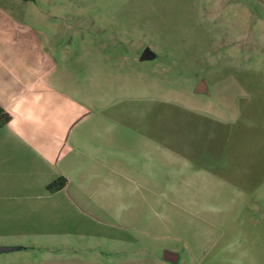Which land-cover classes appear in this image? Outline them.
Returning <instances> with one entry per match:
<instances>
[{
	"label": "rangeland",
	"instance_id": "374dc122",
	"mask_svg": "<svg viewBox=\"0 0 264 264\" xmlns=\"http://www.w3.org/2000/svg\"><path fill=\"white\" fill-rule=\"evenodd\" d=\"M0 10L41 32L74 78L100 80L84 88L101 100L81 128L101 142V163L77 178L98 190L99 179L122 177V195L133 193L116 199L101 186V217L59 213L71 228L60 227L100 241L106 264H157L118 255L129 239L161 263L167 250L177 264H264V0H0ZM147 48L156 58L141 61ZM202 81L208 93L196 94ZM5 170L0 193L22 192ZM5 208L0 199V243L13 245L0 247V264L60 253L15 247L31 223Z\"/></svg>",
	"mask_w": 264,
	"mask_h": 264
},
{
	"label": "crops",
	"instance_id": "0c3cea01",
	"mask_svg": "<svg viewBox=\"0 0 264 264\" xmlns=\"http://www.w3.org/2000/svg\"><path fill=\"white\" fill-rule=\"evenodd\" d=\"M56 51L54 45L46 50L41 32L21 27L0 10V109L11 116L9 123L0 127V178L4 179L5 169L10 168L24 189L19 193L2 192L0 199L6 206L4 216H13L18 224L31 223L25 227L30 233L19 235L18 240L23 242L15 247L58 248V254L49 252L48 264H106L104 256L111 253L101 252V242L83 241V234L70 236L67 229L71 226L59 221L63 219L59 213L65 214L69 221L75 217L81 220L83 216L85 220L88 216L101 217V186L106 184L113 187L116 199L131 200L133 193L122 195L120 175L119 178L99 179L98 190H90L89 178H77V174L85 173L84 167L90 161L101 163V142L94 139L92 142L81 128L85 115L95 111L101 100L99 94L84 93V88L97 87L100 80H88L84 85L63 65L62 58L57 59ZM94 132L92 137L101 135L100 131ZM133 179L128 178L131 188ZM60 180L66 181L63 188L55 192L47 190L49 185ZM131 206V203L124 206L126 214ZM47 222L56 228L44 225ZM88 226L75 228L82 230ZM4 228L5 232H12ZM12 236L6 234L4 237ZM43 236L48 239L42 240ZM121 244L125 250L117 254L123 257H139L140 253L141 260L157 264H177L180 259L178 254L165 250L164 253L177 255V260L171 263L163 253L161 263L147 247H139L136 240H124ZM9 245L13 244L0 243V247ZM77 245H83V249L75 250ZM77 251H82V256L76 255ZM108 259L109 264L111 260Z\"/></svg>",
	"mask_w": 264,
	"mask_h": 264
},
{
	"label": "water",
	"instance_id": "95a60500",
	"mask_svg": "<svg viewBox=\"0 0 264 264\" xmlns=\"http://www.w3.org/2000/svg\"><path fill=\"white\" fill-rule=\"evenodd\" d=\"M24 1H29V0H24ZM156 58V54L152 52L151 49L147 48L144 50V52L142 53L140 60L141 61H148V60H152ZM196 94H205L208 93V89L206 86V83L204 81H202L195 90ZM164 258L168 261H170L171 263H175L177 260V255L173 254V253H169V252H165L164 253Z\"/></svg>",
	"mask_w": 264,
	"mask_h": 264
},
{
	"label": "trees",
	"instance_id": "16d2710c",
	"mask_svg": "<svg viewBox=\"0 0 264 264\" xmlns=\"http://www.w3.org/2000/svg\"><path fill=\"white\" fill-rule=\"evenodd\" d=\"M10 119H11V116L8 113H6L4 110L0 109V127L9 123ZM65 185H66V181L60 180L58 182H55L49 185L47 190L50 192H55L63 188Z\"/></svg>",
	"mask_w": 264,
	"mask_h": 264
}]
</instances>
